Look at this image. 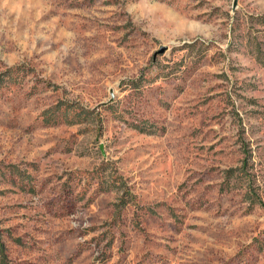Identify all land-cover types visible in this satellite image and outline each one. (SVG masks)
I'll use <instances>...</instances> for the list:
<instances>
[{"label": "rangeland", "instance_id": "1", "mask_svg": "<svg viewBox=\"0 0 264 264\" xmlns=\"http://www.w3.org/2000/svg\"><path fill=\"white\" fill-rule=\"evenodd\" d=\"M261 16L264 0H0L11 264H264Z\"/></svg>", "mask_w": 264, "mask_h": 264}, {"label": "trees", "instance_id": "2", "mask_svg": "<svg viewBox=\"0 0 264 264\" xmlns=\"http://www.w3.org/2000/svg\"><path fill=\"white\" fill-rule=\"evenodd\" d=\"M259 21H261L262 23L264 22V16H261L259 17L258 19ZM258 50V53H262L260 48H257ZM60 105L57 106V108H59ZM65 111L66 113L68 111H70V109L65 106ZM88 113H92V111L90 110H85L83 108H73V112L70 116V118H67L68 121L72 122V123H78V122H83V121H87V115ZM140 131H144L143 128H139ZM113 183H114V188L116 187H119L120 186H116L117 183H116V178L113 177ZM122 187H124V183H121ZM121 201L125 204L126 202H128V200H124V199H121ZM11 235V234H9ZM0 264H11V258H10V255H9V252H8V247H7V244L4 240V232L0 229Z\"/></svg>", "mask_w": 264, "mask_h": 264}, {"label": "water", "instance_id": "3", "mask_svg": "<svg viewBox=\"0 0 264 264\" xmlns=\"http://www.w3.org/2000/svg\"><path fill=\"white\" fill-rule=\"evenodd\" d=\"M164 49V48H163ZM163 49H161V51H163Z\"/></svg>", "mask_w": 264, "mask_h": 264}]
</instances>
